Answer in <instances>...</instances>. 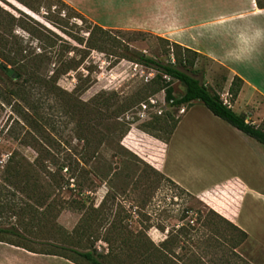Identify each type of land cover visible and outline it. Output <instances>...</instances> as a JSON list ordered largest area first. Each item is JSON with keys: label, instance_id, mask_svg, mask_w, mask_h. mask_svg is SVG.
<instances>
[{"label": "rangeland", "instance_id": "374dc122", "mask_svg": "<svg viewBox=\"0 0 264 264\" xmlns=\"http://www.w3.org/2000/svg\"><path fill=\"white\" fill-rule=\"evenodd\" d=\"M75 1L93 9L97 0ZM25 4L38 11H31L37 19L28 15L33 16ZM99 18L102 21L94 23L62 0H0V64L20 47L40 53L41 42L28 33L38 29L35 22L68 42L61 61L54 57L49 65L41 64V75L55 72V79L51 85L35 88L31 99L34 118L39 121L35 134L23 125V104L12 93L21 90L20 79L11 81L0 69V230L15 228L23 235L16 239L0 232V264L65 260L41 254L44 252L61 253L86 264L60 247L95 252L102 255L104 264H171L168 260L174 264H264V206L254 203L250 195L245 196L239 218L249 236L235 249L236 255L230 253V236L225 231L222 241L195 237L163 248L160 258L153 251L151 243L157 247L181 216L194 221L198 210L204 215L209 209L216 212L206 197L192 195L155 166L154 140L168 142V132L188 106L171 108L164 99L159 73L134 61L137 55H144L165 64L188 56L151 33L120 29L123 23L112 22L110 15ZM59 43L57 40L56 45ZM185 72L223 101L224 70L198 56ZM172 89L175 98L184 93L178 82H173ZM149 99L156 104L143 115L140 104ZM201 110L206 109L196 103L175 133L174 128L167 143L166 172L194 192L236 172L264 191V171L253 156L256 148L264 147L255 140L242 134L247 140L246 169L242 171L226 163L228 146L216 159L217 165L205 156L192 155L188 119ZM259 128L264 130V119ZM122 130L125 133L118 139ZM224 136L231 139L229 134ZM83 138L96 152L95 158L82 152ZM248 142L255 146L252 152ZM77 163H87L102 176L108 175L104 180L90 177L93 184L88 189L77 188L70 180L61 191H53L52 178L40 172L43 164L53 171L58 165L75 167ZM26 171L30 176L24 182ZM62 174L66 180L65 170ZM109 178L116 198L103 200ZM219 195L231 202L225 193ZM102 200L103 210L93 212ZM102 219L105 221L100 222ZM112 222L115 229L109 226Z\"/></svg>", "mask_w": 264, "mask_h": 264}, {"label": "crops", "instance_id": "0c3cea01", "mask_svg": "<svg viewBox=\"0 0 264 264\" xmlns=\"http://www.w3.org/2000/svg\"><path fill=\"white\" fill-rule=\"evenodd\" d=\"M62 1L94 23L102 21L100 16L110 15L112 22L123 23L120 29L151 33L205 57L224 70L223 100L229 103L228 107L243 115L246 123L260 126L264 119V8L258 7L256 0H97L93 9L82 7L75 0ZM235 78L241 83L236 96L232 97L230 86ZM211 82L214 81L208 82L209 85ZM196 103L201 102H193L182 113L174 133ZM188 121L191 153L195 158L205 156L217 165L216 159L222 156L223 147L228 146L230 157H226L229 159L226 163L237 171L246 169L247 140L242 132L207 109L193 114ZM224 134L231 135V139L227 141ZM168 142L154 140L155 166L192 195L206 197L217 213L244 231L239 218L245 196L250 195L254 203L264 206V191L252 187L237 172L192 191L179 178L166 172ZM248 144L252 152L255 146ZM253 156L264 171V150L256 148ZM220 193H225L231 202L222 200ZM57 264L74 263L65 259Z\"/></svg>", "mask_w": 264, "mask_h": 264}, {"label": "trees", "instance_id": "16d2710c", "mask_svg": "<svg viewBox=\"0 0 264 264\" xmlns=\"http://www.w3.org/2000/svg\"><path fill=\"white\" fill-rule=\"evenodd\" d=\"M256 3L258 7L264 8V3L262 2V0H256ZM25 6L33 13L38 14V11L35 8H32L29 4H25ZM34 24L38 29L34 30L35 32L28 33L30 36L35 37L36 40L41 42V47L39 49L40 53H36L35 50H26L20 47L17 52L11 54L10 56H5L4 62L0 64V69L7 79L11 81L20 79L21 90H12V93L15 97L20 98L23 104L20 108L23 125L26 126L30 132L32 131L33 134L37 132V123H39V121L34 118L35 108L33 107V102L31 101L34 95L35 88L43 85H51L53 80L55 79V72H52L50 75H41V64L47 63V65H49L54 57H57V59L61 61L63 58L64 49H66V46H68V42H66L62 38L50 32L46 28L40 26L38 23L35 22ZM24 31L27 30L24 28ZM34 33H36L37 36H35ZM57 40L60 42V45L58 46L56 45ZM173 45L188 57L179 59L176 58L173 63L168 62L165 64L144 55H137L134 58V61L136 63L145 67L153 68L159 73L160 79L164 84V99L166 103L171 108H177L183 105L190 107L193 102H201L212 115L223 120L246 136L254 139L256 142L264 146V131L261 128L246 123L245 117L243 115L236 114L228 106H226L216 92L209 89L204 83L194 77H191L185 72L187 71L188 67H192L194 65V60L199 55L189 49L182 48L176 44ZM56 46L57 48L60 47L61 49L59 48V50L56 51ZM57 71L60 72V70H56V72ZM163 76L169 77L170 81L167 82L165 79H163ZM173 82H178L184 88V93L179 98H175L173 96ZM240 83V80L237 78L232 81L230 86L232 97L236 96L240 87ZM173 130L168 132V141L173 133ZM124 133V130H122L118 135V139H121ZM82 140L84 144L82 152H84L85 155H88L89 159L92 157L95 158L94 155L96 152L94 150H91V148L89 147L87 138H83ZM41 168L43 170L40 171L41 173L49 175L52 178L51 182L53 191H61L64 186L69 185L70 180L75 182V187L88 189L93 184L92 178L90 177L98 180H104L103 178L107 177L108 175L107 172L104 176H102L100 172H98L94 167L88 166L87 163H83L82 166L77 163L75 167L58 165L57 168L53 171L50 170L49 166L44 164L41 165ZM126 168H129V166H126ZM63 170H65V173H67L68 175V178L66 180L64 175L62 174ZM39 173H36L35 176L42 175ZM28 176H30V172H24V182L28 181ZM111 180L112 178H109V182H105L108 191L103 200L107 196H112L113 199L116 198V192L114 190L113 184H111L113 181ZM39 200H41V198H39ZM103 200L97 208L92 209L93 212H100L101 210H103ZM194 215V221L191 219L185 220L186 218L184 216H181L178 221L179 223L174 224L171 228L166 230L164 239L157 247L151 243V245L153 246V251L157 256L162 254L161 251L163 248L167 246H173L183 241H191L195 237L197 239L206 238L207 241H214L218 239L221 240L222 237H225L222 234V231L227 232V235L230 236V238H228L231 249L230 253L236 255L235 249L248 238V235L244 231H242L239 227L226 220L213 210L209 209L208 213L205 215L201 210H198ZM104 221L105 219H102L100 222ZM109 226H112L115 229V222H112L111 224H109ZM119 231L123 230L120 229ZM162 231H165V229H163ZM0 232L10 235L11 237H14L16 239L23 238V235L20 233V231L15 228L2 229L0 230ZM107 241L108 240L106 239L105 242ZM11 245L25 249L24 247H21L19 245ZM59 249L75 255L76 257L82 259L86 264H104L100 260L102 258V255L95 254V252H79L76 250L64 249L63 247H60ZM41 254L61 257L74 264H79L75 259H71L61 253L44 252ZM158 257L160 258V256ZM168 262L174 264L170 260H168Z\"/></svg>", "mask_w": 264, "mask_h": 264}, {"label": "built area", "instance_id": "2783aa9c", "mask_svg": "<svg viewBox=\"0 0 264 264\" xmlns=\"http://www.w3.org/2000/svg\"><path fill=\"white\" fill-rule=\"evenodd\" d=\"M173 62H174V60L172 59V60H171V63H173ZM163 79H165L167 82L170 81V78L167 77V76H163ZM223 103L227 106V102H226V100H223ZM155 104H156V100H154V99H149L147 102H144V103L140 104V112H141L143 115H145V113L147 112V110H148L150 107L155 106ZM184 111H185V110L182 109V110H181V113H184Z\"/></svg>", "mask_w": 264, "mask_h": 264}, {"label": "water", "instance_id": "95a60500", "mask_svg": "<svg viewBox=\"0 0 264 264\" xmlns=\"http://www.w3.org/2000/svg\"><path fill=\"white\" fill-rule=\"evenodd\" d=\"M27 10V9H26ZM28 12H30L31 14H33L31 11H29V10H27ZM30 17H32V18H34V19H37V18H35L34 16V14H33V16L32 15H30V14H28Z\"/></svg>", "mask_w": 264, "mask_h": 264}]
</instances>
